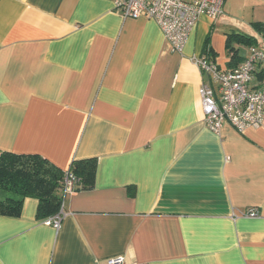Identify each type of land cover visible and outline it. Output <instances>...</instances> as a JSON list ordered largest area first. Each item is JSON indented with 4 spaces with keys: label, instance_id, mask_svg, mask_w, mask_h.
Listing matches in <instances>:
<instances>
[{
    "label": "crops",
    "instance_id": "crops-1",
    "mask_svg": "<svg viewBox=\"0 0 264 264\" xmlns=\"http://www.w3.org/2000/svg\"><path fill=\"white\" fill-rule=\"evenodd\" d=\"M117 1L0 0V153L65 171L97 160L94 185L65 194L59 229L34 197L0 215V264H264V120L212 132L195 62H240L264 33V0H226L181 53ZM234 33L253 38L233 41L236 57Z\"/></svg>",
    "mask_w": 264,
    "mask_h": 264
},
{
    "label": "built area",
    "instance_id": "built-area-1",
    "mask_svg": "<svg viewBox=\"0 0 264 264\" xmlns=\"http://www.w3.org/2000/svg\"><path fill=\"white\" fill-rule=\"evenodd\" d=\"M226 0H118L117 8L125 17L145 16L155 20L163 30L171 49L182 52L203 15L215 20L224 12ZM197 66L209 76L199 88L204 122L219 134L225 123L244 133L249 127H260L264 120V33L261 40L249 46L247 54L235 66L222 69L202 55ZM77 178L67 172L64 192L76 190ZM63 211L43 219L56 229L61 227ZM105 264H130L123 255L106 259Z\"/></svg>",
    "mask_w": 264,
    "mask_h": 264
},
{
    "label": "trees",
    "instance_id": "trees-1",
    "mask_svg": "<svg viewBox=\"0 0 264 264\" xmlns=\"http://www.w3.org/2000/svg\"><path fill=\"white\" fill-rule=\"evenodd\" d=\"M234 40L246 44L253 42L252 37L230 34L228 47L235 57L238 52L233 47ZM96 169L95 158L75 160L65 171L37 153L3 151L0 153V215L20 216L25 199L34 197L39 200L37 218L53 216L62 209L67 172L75 175L79 188H90L94 185Z\"/></svg>",
    "mask_w": 264,
    "mask_h": 264
}]
</instances>
